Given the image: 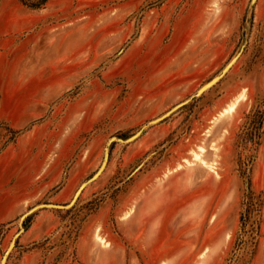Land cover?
Returning a JSON list of instances; mask_svg holds the SVG:
<instances>
[{
    "label": "crops",
    "instance_id": "crops-1",
    "mask_svg": "<svg viewBox=\"0 0 264 264\" xmlns=\"http://www.w3.org/2000/svg\"><path fill=\"white\" fill-rule=\"evenodd\" d=\"M214 2L218 3V9L214 8ZM118 15L117 10H113L106 19L97 17L91 23L102 24L106 20V23L113 24L120 17ZM33 16L21 19L13 28L0 30V72L14 68L18 58L34 54L32 76H26L19 84L8 77L3 82L0 79V123L7 127L8 132H16L13 142L0 153V243L14 228V221L31 205L47 201L64 206L71 202L86 175L103 157L107 144L104 143L101 149L105 133L93 130L98 123L91 124V121L101 113V109L104 114L111 113L117 95L116 87L111 83L113 78L105 74L100 61L101 48L111 45L117 39L116 33L107 36L108 40L88 48L84 35L89 34L91 28H76L77 22L55 28L53 12L48 4ZM241 21L242 9L238 3L232 6L229 0H193L190 7L175 19L170 35L165 34L164 29V33L162 31L152 36L158 51L152 59L145 57L146 64H160L168 71L174 69L166 79H175V87L172 88L173 93H165L161 99H147L149 116L160 113L174 102L172 107L181 103L192 95V89L194 93L222 69L230 54L231 43L238 39ZM146 26L147 23H144L143 34H146ZM167 35L169 38L165 40ZM43 40L44 49H38ZM91 57L95 59L94 64L87 66V60ZM221 80L199 97L192 96L180 108L177 117L186 121L185 128L191 130V140L179 146L173 164L165 169L162 177L151 188L145 189L136 198L129 195L112 196L111 190L107 188L109 180L102 176L110 168L104 167V171L82 189L72 207H44L36 211L41 216L32 222L27 233L34 240L32 245L42 244L43 239L48 238L53 231L54 213H120V232L127 233L125 237L130 240L132 248L142 255L143 264H182L186 260H192V264H201V261L211 264V258L205 261L207 258H200L199 255L204 248L211 250L219 244L216 252L218 260L237 225L236 213L241 198L238 181L231 171L226 174V171L217 169L219 176L215 177L201 168L193 171L184 167L175 168L183 163L185 155L190 157V151L193 150V121L208 124L214 120L231 121L238 106L246 100L240 101L231 115L218 117L237 95L242 91L246 95L247 92L241 83L239 90L229 94ZM111 87L115 90L111 91ZM145 95L147 93L141 99ZM32 123L35 124L33 128ZM157 128L158 132L168 130L165 123L159 124ZM226 132L210 148L206 145L212 136L208 135L209 127L199 132V137L205 141L206 157L213 159L211 163L216 165L225 163L226 146L223 142ZM213 147L220 150L218 157L212 154ZM220 180L228 182L225 199L219 200L217 191L207 196L203 193L204 186L212 184L215 187ZM94 186L99 188L95 190ZM253 188L255 191L261 189L260 184L258 188ZM96 200L97 205L88 212L85 207ZM127 212L130 217L124 221L122 217ZM163 216L165 221L160 219ZM191 219L193 226L185 230ZM219 219H223V224L221 228L215 227L218 240L203 244L204 235L213 231ZM105 228L104 224H100L80 237L72 264H86L84 259L88 253L92 263L103 258L93 242V234L97 229L115 242L116 250L123 255L125 264H141L137 257L124 253V243L106 233ZM160 228L164 234L159 244L166 254L153 263L149 260L148 249L153 245V238ZM171 232L173 237L182 235L187 240L182 246L176 239L168 241L169 246L165 235ZM138 233L145 235L135 240ZM148 235H151L150 239ZM227 235L230 237L226 238ZM179 249L185 251L177 257L175 250ZM38 254L37 251L26 253L16 264H39ZM258 262L261 264V257Z\"/></svg>",
    "mask_w": 264,
    "mask_h": 264
},
{
    "label": "rangeland",
    "instance_id": "rangeland-1",
    "mask_svg": "<svg viewBox=\"0 0 264 264\" xmlns=\"http://www.w3.org/2000/svg\"><path fill=\"white\" fill-rule=\"evenodd\" d=\"M229 1L232 2V6L237 5V3L241 6L240 33L238 39L231 43L230 54L222 69L220 68L215 76L220 74L231 59L235 58L236 62L232 66L233 68L230 71L228 70L229 72L221 73L216 82L222 79L223 87L229 94L239 90L241 83L247 92L246 95L245 91L237 95L219 113V116L229 105L235 103V111L237 104L245 98L246 100L238 106L231 121L214 120L209 124L202 121H193V144L191 143L193 150L190 151V157L185 155L183 163H179L175 169L177 167L180 169L181 166L185 168L196 163L198 158L204 154L202 148H205V144H203L205 141L202 137H199L200 131L203 132V129L207 130L209 127L210 133L208 135L212 136L206 144L209 145L208 148L221 138V134L225 130L227 131L223 142L226 146L225 163L223 165H213L210 157L205 156L204 159L209 169L208 172L215 175V177L219 176L217 169L226 171V174L231 171L235 175L239 184L237 186L239 194L241 195L238 213H236L237 225L231 233V237L226 236V238L230 237V240L223 253L219 255L218 260L216 252L219 244L216 248L213 246L211 250L204 248L199 257L207 258L205 261H208V257L211 258V264H258V259L261 257V264H264V0ZM192 2L193 0H0V30L5 27L13 28L20 23L21 19L34 17L33 15L36 12L44 10L48 4L50 11L53 12L55 28L66 23L71 25L75 22H77L75 24L76 28H91L90 33L84 35L88 48L94 44L102 43L103 40H108L107 36H111L113 32L116 33L117 39L111 42V45L101 48L102 57L100 60L102 61L103 71L106 72V75L112 76L113 82L111 83L116 87L115 106L113 111L111 113L107 112V114H104L105 112L101 109V113L91 121V124L93 122L98 123L93 130L105 133V140L101 149L104 143L107 142L104 151V156L107 153V160H105L103 167H109L110 169L103 171L105 173L110 171V173L105 174L103 172L102 176L109 180L107 188L111 190L112 196L125 197L129 195L136 198L142 191L151 188L153 183L162 177L165 169L173 164L174 154L179 146L189 143L191 140L189 137L191 130L185 128L186 121L178 118L177 114L180 108L192 99V96H200L195 95L200 87L194 93L193 89L191 90L192 95L183 100L186 103L180 108L155 124L149 123L175 107L172 106L176 102L168 105L155 115L149 116L147 113V99H161L160 97L165 93L167 95L173 93L172 88L175 87V79H166L174 69L168 71V69L165 70V68L159 66L160 64L159 67L153 63L146 64L145 57L148 56L149 59H152L158 51L156 40L154 42L152 36L162 31L164 33V29L165 34L170 35L175 19L188 9ZM169 4L170 6H168ZM214 8L218 9L217 2H214ZM113 10H117L118 16H120L113 21V24L106 23V20H103L102 24L91 23L97 17L106 19L107 15L112 13ZM86 18H91V20H86ZM144 23H147L146 31H144L146 34H143ZM168 35L165 40H168ZM44 43L43 40L37 48H43ZM33 55L30 53L27 56L18 58L14 68H7L0 72L2 82L6 81L8 77L19 84L26 76L31 75V72H33ZM26 58L27 60H25ZM94 61L95 59L92 57L89 58L87 66L94 64ZM3 63L5 64V61ZM160 71L163 72L159 73ZM114 90L112 88L111 91ZM144 93H147V95L141 99ZM69 94L72 96L71 92ZM163 123L168 127L166 133L163 130L158 132L157 127ZM138 132L140 134L136 138L128 140ZM15 134L16 132L13 131L8 132L7 127L0 123V153L13 142ZM211 141L214 143H210ZM104 156L99 155V158H101L98 159L96 167L86 175L83 183L99 170ZM91 160H93V156ZM259 184L261 189L255 191L253 187L258 188ZM227 185V181L222 180L221 182L220 180L215 187L212 184L204 186L203 193L207 196L217 191L218 199L223 200L226 197ZM98 188V186H94L95 190ZM91 192L94 191L91 190ZM75 201L70 203L73 205ZM97 203L98 200L93 201L85 209L87 211L92 210ZM42 204L50 203L40 201L36 205H31L23 214ZM42 208L44 207H38V209ZM36 211L29 212L22 222L19 221V218L23 214L18 217L14 221V228L0 243V258L4 255L6 246L10 241L13 242L14 246L7 254L5 264H16L26 253L31 251L39 253V264H72L74 262L75 247L80 237L100 224L105 225L106 233L115 236L118 241L124 243V253L129 256L132 254L143 264L142 255L132 248L130 240L125 237L126 234L120 232V213H54L53 231L48 238L43 239L42 244L32 245L34 240L27 233L32 222L37 216H41V213H36ZM126 214L124 213L122 217L124 221ZM164 217H160V219L165 221ZM192 223L193 220L191 219L185 230L190 229L193 226ZM216 223L213 231L211 230L204 235L203 244L218 240L219 237L215 236V227L221 228L223 219H219ZM161 228L153 238V245L148 249L149 260L153 263L166 254L159 244V240L164 234V230H161ZM98 230L100 229L95 230V232H98ZM144 235L145 233H138L135 240L137 237H139L138 239L143 238ZM95 237L96 233L93 234V242H96ZM150 237L151 235H148V239ZM105 238L114 248V256L108 264H125L123 255L116 250L115 242L111 238ZM165 239L167 240L166 244L169 246L171 245L168 241L176 239L179 245L182 246L187 240L182 235L173 237L172 232L166 233ZM184 251V249L175 250L176 256L182 255L181 253ZM84 260L86 264L92 263L86 257ZM191 262L192 260H186L182 261V264H192ZM162 264H167V262ZM201 264H203V261H201Z\"/></svg>",
    "mask_w": 264,
    "mask_h": 264
},
{
    "label": "bare ground",
    "instance_id": "bare-ground-1",
    "mask_svg": "<svg viewBox=\"0 0 264 264\" xmlns=\"http://www.w3.org/2000/svg\"><path fill=\"white\" fill-rule=\"evenodd\" d=\"M253 1V0H252ZM104 50V49H103ZM105 51V50H104ZM236 62V59H233L226 67H224V70H223V72L222 73H226V72H228V70L234 65V63ZM218 80V78L217 79H215L212 83H210L209 85H207V86H205V87H203L205 84H203L201 87H203V89L202 90H200L197 94H196V96H199V95H201L206 89H208V87H210V86H212L216 81ZM200 87V88H201ZM199 88V89H200ZM198 89V90H199ZM236 102H237V100H236ZM234 107H235V103H233L232 105H229L222 113H221V115L219 116V117H223V116H225V115H231L232 113H233V111H234ZM217 119V118H216ZM155 124V123H154ZM150 125V124H149ZM203 149V155L201 156V157H199L198 158V161L196 162V163H194V164H190L188 167H185L186 169H188V170H190V171H193L194 169H196V168H201V169H203L206 173H209L210 174V172H208V167L206 166L207 164H206V161H205V159H204V157L206 156V154H207V151H206V149L205 148H202ZM212 154L214 155V156H216V157H218V154H219V151H218V148H216V147H213L212 148ZM193 153V152H192ZM104 156V155H103ZM194 156V155H193ZM195 159H196V157H195ZM107 160V159H106ZM213 160V159H212ZM218 160V159H217ZM213 162V161H212ZM218 163V162H217ZM213 165H214V163H212ZM104 166V165H103ZM183 166H181L180 167V169L182 168ZM103 169H104V167H102L101 168V170H100V173L103 171ZM177 169H179L178 167H177ZM177 169H175V170H177ZM100 173H99V175H100ZM169 173V172H168ZM167 173V174H168ZM98 176V175H97ZM208 176V175H207ZM87 184H85L79 191H78V188H77V190L75 191V193H74V196H73V199L71 200L72 202L71 203H73L76 199H77V197H78V195L80 194V192L82 191V189L86 186ZM78 191V192H77ZM72 204H70L69 206H67V205H65V206H67V207H63V206H61L60 208H69L70 206H71ZM58 206H60V205H58ZM48 207H54V206H48ZM56 208H59V207H56ZM38 209V207H36L35 209H33L31 212H33V211H36ZM130 214H129V212H127V214L125 215V219L128 217H130L129 216ZM23 220V219H22ZM21 220V221H22ZM125 224H126V222H125ZM125 227V226H124ZM158 230V229H157ZM160 230V229H159ZM158 230V231H159ZM94 233H96V237H95V239H96V242H94V245L96 246V249L99 251V252H101L102 253V255H103V258H101V260H98L99 261V263L98 264H108V263H110L111 261H112V258H113V250H114V248L112 247V244L101 234V231L100 230H98V232H94ZM127 234V233H126ZM95 236V235H94ZM10 243H11V241L7 244V246H6V249H5V251H4V253L6 252V250L8 249V247H9V245H10ZM87 244V243H86ZM95 246H93V247H95ZM11 248L12 247H10V249L8 250V252L11 250ZM89 247H87V249H86V251H87V253L89 252ZM89 256H90V253H88V254H86L85 255V257L87 258V260H89ZM2 258H3V256H1V258H0V264H1V260H2ZM97 261V262H98ZM97 262H95V263H93V264H97ZM3 264H4V262H3ZM92 264V263H91Z\"/></svg>",
    "mask_w": 264,
    "mask_h": 264
},
{
    "label": "water",
    "instance_id": "water-1",
    "mask_svg": "<svg viewBox=\"0 0 264 264\" xmlns=\"http://www.w3.org/2000/svg\"><path fill=\"white\" fill-rule=\"evenodd\" d=\"M233 59H235V58H233ZM233 59H231L230 61H229V63L233 60ZM228 63V64H229ZM227 64V65H228ZM226 65V66H227ZM225 66V67H226ZM223 70H224V68H223ZM223 70L220 72V74H218L217 76H215V77H213L212 79H210L203 87H205V86H207V85H209L210 83H212L215 79H219V77L221 76V73L223 72ZM223 74V73H222ZM203 87H201L199 90H197L196 92H195V95L200 91V90H202L203 89ZM211 87V86H210ZM209 88V87H208ZM186 103V101H183V102H181L180 104H178V105H176L174 108H172L169 112H167V113H165L164 115H162L161 117H159V118H156V119H154V120H152V121H150L149 123H157V122H159V121H161L162 119H164L166 116H168L169 114H171L172 112H174L175 110H177L178 108H180L182 105H184ZM140 133L138 132L137 134H135L133 137H131V138H129L128 140H132V139H134V138H136L138 135H139ZM107 159V153H105V156H104V160H103V163H102V165H101V167L99 168V170L90 178V179H88L85 183H83V184H81L80 185V187H79V189H78V191L85 185V184H88L89 182H91V181H93L95 178H97L98 176L97 175H99V173H100V170H101V168L103 167V165L105 164V160ZM77 191V192H78ZM71 204V203H70ZM70 204H67V206H69ZM48 206H54V207H61V206H58V205H54V204H42V205H39V206H36V207H48ZM67 206H63V207H67ZM36 207H33V208H31L27 213H25V214H23L20 218H19V221L20 222H22L21 220L23 219L24 220V218L27 216V214H29V212H31L33 209H35ZM10 247H12L11 248V250L13 249V242H11L10 243V245H9V247H8V249L6 250V252L4 253V255H3V258H2V260H1V264H3V262H4V264L6 263V258H7V254H9V252H8V250L10 249ZM10 250V251H11Z\"/></svg>",
    "mask_w": 264,
    "mask_h": 264
}]
</instances>
